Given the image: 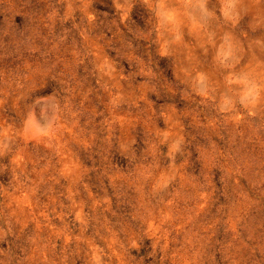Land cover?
<instances>
[{
  "label": "rangeland",
  "instance_id": "1",
  "mask_svg": "<svg viewBox=\"0 0 264 264\" xmlns=\"http://www.w3.org/2000/svg\"><path fill=\"white\" fill-rule=\"evenodd\" d=\"M0 264H264V0H0Z\"/></svg>",
  "mask_w": 264,
  "mask_h": 264
}]
</instances>
